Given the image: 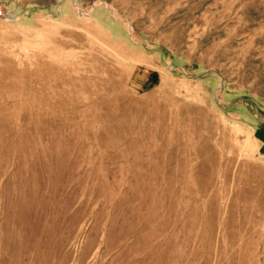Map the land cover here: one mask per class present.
<instances>
[{"label": "rangeland", "instance_id": "rangeland-1", "mask_svg": "<svg viewBox=\"0 0 264 264\" xmlns=\"http://www.w3.org/2000/svg\"><path fill=\"white\" fill-rule=\"evenodd\" d=\"M0 3V264H264V0Z\"/></svg>", "mask_w": 264, "mask_h": 264}, {"label": "built area", "instance_id": "built-area-1", "mask_svg": "<svg viewBox=\"0 0 264 264\" xmlns=\"http://www.w3.org/2000/svg\"><path fill=\"white\" fill-rule=\"evenodd\" d=\"M4 13V9H3V5L0 3V15L3 16Z\"/></svg>", "mask_w": 264, "mask_h": 264}, {"label": "trees", "instance_id": "trees-1", "mask_svg": "<svg viewBox=\"0 0 264 264\" xmlns=\"http://www.w3.org/2000/svg\"><path fill=\"white\" fill-rule=\"evenodd\" d=\"M156 80H157L156 73H153V75H152V82H156Z\"/></svg>", "mask_w": 264, "mask_h": 264}]
</instances>
